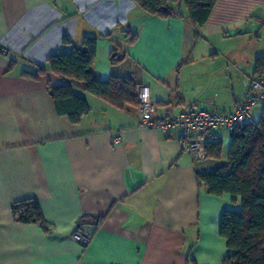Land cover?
Here are the masks:
<instances>
[{"label": "crops", "instance_id": "1", "mask_svg": "<svg viewBox=\"0 0 264 264\" xmlns=\"http://www.w3.org/2000/svg\"><path fill=\"white\" fill-rule=\"evenodd\" d=\"M171 7L160 18L135 0H0V264H223L231 254L220 220L240 198L210 195L198 179L225 166L224 153L196 162L178 129L142 126L139 106L117 109L50 72L25 76L70 54L64 39L96 37L95 77L147 86L156 120L192 103L232 113L264 60V0H219L201 28L182 1ZM65 86L90 109L80 124L56 111L49 87ZM27 200L49 233L15 220L12 206ZM86 216L104 220L78 226Z\"/></svg>", "mask_w": 264, "mask_h": 264}, {"label": "trees", "instance_id": "2", "mask_svg": "<svg viewBox=\"0 0 264 264\" xmlns=\"http://www.w3.org/2000/svg\"><path fill=\"white\" fill-rule=\"evenodd\" d=\"M179 0H135L137 6L148 16L168 18L174 15L172 3ZM189 13L195 28L206 25L219 0H180ZM64 45L71 46L70 54L57 53L47 61V67L25 76L35 80L47 72L66 80L85 84V91L111 106L124 110L127 106H139L137 85L130 79L110 78L102 81L95 77L93 64L97 59L99 39L85 37L81 47L64 39ZM115 56L111 63L118 64ZM264 73V60L257 62V74ZM257 75V76H258ZM57 113L67 116L71 123L80 124L89 114L86 100L74 94L71 86L49 87ZM241 103V102H240ZM226 165L198 179L210 195L221 197L231 195L240 198V212L225 211L220 220L219 234L231 250L223 264H264V110L258 123L239 127L230 138ZM223 144L207 147V160L221 161ZM15 220L21 224H35L49 233L51 226L45 220L39 203L27 200L12 206ZM104 218L82 217L78 226L96 221L99 227ZM90 238V237H89ZM87 246V245H84Z\"/></svg>", "mask_w": 264, "mask_h": 264}, {"label": "built area", "instance_id": "3", "mask_svg": "<svg viewBox=\"0 0 264 264\" xmlns=\"http://www.w3.org/2000/svg\"><path fill=\"white\" fill-rule=\"evenodd\" d=\"M3 52L7 51L3 49ZM136 96L139 103V122L142 126L159 130L165 135L178 129L183 151L189 153L196 162H205L209 145L224 144L236 129L254 123V108L264 103V73L252 80L246 97L230 114L205 110L192 103L177 116L169 115L165 119L156 120V104L148 87L139 85ZM74 238L83 245L90 242V238L79 234H75Z\"/></svg>", "mask_w": 264, "mask_h": 264}, {"label": "rangeland", "instance_id": "4", "mask_svg": "<svg viewBox=\"0 0 264 264\" xmlns=\"http://www.w3.org/2000/svg\"><path fill=\"white\" fill-rule=\"evenodd\" d=\"M261 107V106H260ZM264 107V106H263ZM262 107V108H263ZM261 108V109H262ZM263 110V109H262ZM262 118V113L260 114L258 112V110H255L254 112V120L256 123H258L260 121V119ZM228 150H229V141L228 139L224 142V161L226 160L227 158V154H228Z\"/></svg>", "mask_w": 264, "mask_h": 264}]
</instances>
